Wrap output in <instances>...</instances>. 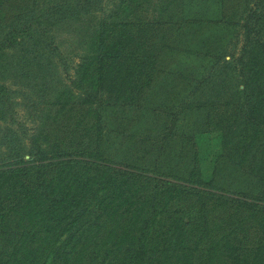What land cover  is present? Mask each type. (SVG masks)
Wrapping results in <instances>:
<instances>
[{"label":"trees","instance_id":"trees-1","mask_svg":"<svg viewBox=\"0 0 264 264\" xmlns=\"http://www.w3.org/2000/svg\"><path fill=\"white\" fill-rule=\"evenodd\" d=\"M213 2L0 0V264H70L88 212L114 264H264V0Z\"/></svg>","mask_w":264,"mask_h":264},{"label":"rangeland","instance_id":"rangeland-1","mask_svg":"<svg viewBox=\"0 0 264 264\" xmlns=\"http://www.w3.org/2000/svg\"><path fill=\"white\" fill-rule=\"evenodd\" d=\"M201 5H206L204 10L206 14H215L218 7L214 5L213 0H188L187 12L198 10L202 12ZM29 86L22 84H10V96L12 98V106L6 112V118L10 125L17 132L16 134L23 137L29 134L35 123V116L32 110L34 102L41 103V95L30 94ZM29 92V98L25 93ZM36 105V104H35ZM3 110V106H2ZM11 118H9V112ZM25 132V133H23ZM27 132V133H26ZM220 131L213 130L201 133L198 136L199 141V159L201 172L204 178H208L212 172L215 161L222 151L220 144ZM0 143V149H4ZM90 217L75 230L74 245L71 255L70 264H114L116 250L112 245L114 234L108 229L106 220H98L96 214L88 212ZM100 218V217H98ZM78 223H75L76 226ZM75 228V227H73ZM69 231H64L59 237L58 243L63 242L69 234Z\"/></svg>","mask_w":264,"mask_h":264}]
</instances>
